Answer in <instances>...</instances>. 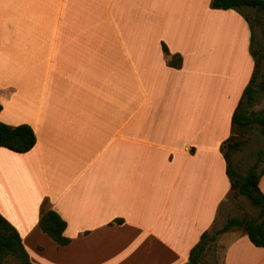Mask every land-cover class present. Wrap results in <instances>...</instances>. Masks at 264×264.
I'll return each mask as SVG.
<instances>
[{
  "label": "crops",
  "instance_id": "obj_1",
  "mask_svg": "<svg viewBox=\"0 0 264 264\" xmlns=\"http://www.w3.org/2000/svg\"><path fill=\"white\" fill-rule=\"evenodd\" d=\"M211 4L0 0V120L37 138L0 148V212L33 264H187L215 227L255 63L250 17ZM45 203L69 246L41 230ZM218 240L223 264H264L245 233Z\"/></svg>",
  "mask_w": 264,
  "mask_h": 264
},
{
  "label": "trees",
  "instance_id": "obj_2",
  "mask_svg": "<svg viewBox=\"0 0 264 264\" xmlns=\"http://www.w3.org/2000/svg\"><path fill=\"white\" fill-rule=\"evenodd\" d=\"M211 7L216 10H235L238 12L246 8L253 9L256 11L259 24L264 19V0H212ZM248 21L252 26L251 19H248ZM253 40L254 36L252 37ZM164 51L169 54L166 46H164ZM252 57L255 63L254 74L234 113L232 136L226 142L228 143V150L224 151L223 146L222 151L227 162V174L231 182L232 192L246 197L259 210L257 220L232 218L215 234H211V231L205 232L200 242L191 251L187 264H204L203 260L211 243H216L220 235L236 231V229H240L241 232L245 233L254 246L264 248V194L259 187L260 180L264 176V170L258 171L254 168L246 175H242L235 172L231 167V153L240 146L238 138L255 126H260L264 134V111L253 110L260 98L264 96V73L261 74L264 65V54L260 55L252 51ZM169 65L174 68H181L182 57H173ZM260 76H262L261 80ZM1 110L2 107L0 106V112ZM36 142L37 138L31 126L12 127L0 120V148L18 154H26L36 146ZM46 205L45 203L39 222L41 230L57 245L61 247L69 246L72 241L65 236L67 223L54 210L46 209ZM0 264H33L20 233L1 212Z\"/></svg>",
  "mask_w": 264,
  "mask_h": 264
},
{
  "label": "rangeland",
  "instance_id": "obj_3",
  "mask_svg": "<svg viewBox=\"0 0 264 264\" xmlns=\"http://www.w3.org/2000/svg\"><path fill=\"white\" fill-rule=\"evenodd\" d=\"M245 15L250 17L254 32V40L252 41V51L256 54H264V19L259 24L257 22L256 11L253 9H243ZM264 73V65L261 69ZM260 76V80H261ZM255 111H264V96L260 98L258 104L253 108ZM240 146L231 153V167L239 174L246 175L251 169L264 170V134L260 126L246 131L238 138ZM228 150V143L224 145V151ZM259 210L244 196H240L231 192L228 199L222 206L219 213L218 221L212 229L211 234H215L221 230L229 219L239 218L247 220H257ZM236 232H241L236 229ZM225 246L218 240L211 243L208 247L206 256L203 260L204 264H223Z\"/></svg>",
  "mask_w": 264,
  "mask_h": 264
}]
</instances>
